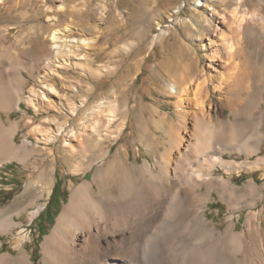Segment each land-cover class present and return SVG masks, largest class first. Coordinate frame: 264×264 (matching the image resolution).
<instances>
[{"label":"bare ground","instance_id":"1","mask_svg":"<svg viewBox=\"0 0 264 264\" xmlns=\"http://www.w3.org/2000/svg\"><path fill=\"white\" fill-rule=\"evenodd\" d=\"M65 6L62 3L60 8ZM242 6L239 0L231 10L224 9L218 14L211 10L205 16L206 31L197 35L200 40H207L198 48L208 51L204 53L208 59L204 67L200 68L201 56L192 54L190 47L191 53L186 52L191 54L189 60L179 56L177 73L169 75L165 89L176 97L174 118L151 106L152 123L162 136L168 135L164 141L160 135L152 138L156 146L163 145L160 153L152 155L153 147L147 146L152 161L148 158L141 163L131 161L124 144L109 157L111 143L121 137L135 109L128 99L124 105L117 100L116 103L111 92L112 100L99 102L90 109L88 116L92 122L86 125L82 122L83 141L75 143L78 148L74 144L67 147L76 157L74 171L87 174L93 170L92 179L71 185L68 201L41 243L38 264H264V205L256 209L260 201L264 202V183L253 177L238 185L231 175H225L242 170L264 171V86H261L264 85V21L255 12L242 10ZM48 15L53 29V6L49 7ZM71 29L68 25L52 30V47L59 64L82 67L89 58L83 50L93 47L96 39L84 34L73 36ZM6 56H12L10 51H0V171L15 160L34 162L40 152L28 137L18 142L22 124L10 117L11 111L19 109L21 103L39 110L38 101L52 108L53 96H58L57 102L64 108L71 104L67 96L60 97L56 85L46 83L43 77L41 89L31 88L27 96L26 81L20 72L23 64L11 57L16 69L7 73L3 64ZM210 85H214V92L225 95L230 119L215 115L217 108L207 101ZM142 97L137 101L135 125L140 142L145 143L146 137H150L147 136L149 123L145 120L149 106ZM241 100L247 101L244 103L247 108H243ZM86 101L79 102L85 105ZM28 123L35 122L28 118ZM44 129V124L38 123L31 131L38 135ZM41 137L46 142L53 138ZM226 152H238L244 159H228ZM185 154L188 156L184 157ZM197 160L199 163L194 164ZM219 169L223 170L222 174H217ZM38 179L48 189L55 182L54 175L47 176L44 171ZM213 192L231 210L225 217L224 228L208 217ZM40 196L29 203L33 208L31 219L41 206ZM29 206L16 213L0 209V235L13 234L20 228L17 252H0V264H35L33 255L22 243L26 235L16 219V215L30 210ZM245 207L249 211L243 228L237 229L236 212ZM157 240L153 252L147 251L146 245Z\"/></svg>","mask_w":264,"mask_h":264},{"label":"rangeland","instance_id":"2","mask_svg":"<svg viewBox=\"0 0 264 264\" xmlns=\"http://www.w3.org/2000/svg\"><path fill=\"white\" fill-rule=\"evenodd\" d=\"M204 1L205 4L202 5ZM238 1H0V51H10L11 57L18 59L21 65L23 64L20 72L26 81L25 94L29 96L31 88L41 89L40 84L43 77L45 81L47 80L46 83L56 85L61 92L60 97L67 96L71 103L68 108H64L58 104V96H53L52 100L55 106L52 108L39 101L37 102L39 110H34L26 103H21L19 109H15L10 113L12 119L20 120L22 124L17 136L18 142L28 137L34 141L40 152L34 162L32 160L26 162L15 160L0 171V209L6 208L7 213H16L20 209L29 206L32 198L42 195L38 198V205L41 206H39V211L35 217L33 216V219H31L32 206L28 207L30 210H24L16 215V219L22 224L23 233L26 235L22 243L33 255L32 259L35 264H38L42 256L41 243L44 237L51 231L63 205L69 199L71 185L75 186L84 180L92 179L93 170L88 171L87 174L74 171L76 157L70 153L67 147L75 146L78 148L79 142L83 141L84 137L81 133L83 126L92 122L88 116L90 109L99 102L111 99V95H109L111 92L113 93L112 99L119 101L122 105L128 99L131 106L135 105V109L132 110L121 137L111 143L109 157H112L115 151L124 144L128 149L131 161L141 163L146 158L152 161L151 154L156 155L164 149L162 144L156 146L152 142V138L160 135L161 140H165L168 135L162 136L161 132L152 123L154 113L151 106L158 107L162 113H167L171 118H174L176 97L166 93L165 89L169 75L177 73L175 67L178 66L179 56L187 61L191 56L189 53H197L198 56H201L200 68L204 67L208 63L204 53H208V51L198 48L207 40H200L197 35L204 34L206 31L205 16L209 15L211 10L217 14L224 9L231 10L237 5ZM62 3L66 4L64 8H60ZM242 5V10L247 9L245 11L250 14L255 12L261 22L264 21V0H242ZM52 6L53 29L50 26V18H48V9ZM210 6L213 8L209 9ZM68 25L72 28L71 33L73 36L80 37L84 34L86 37L96 39L93 47L83 50L89 58L84 61L85 65L82 67L73 63L69 66L59 64L54 47H52V40L50 39L52 30L54 32L56 28H64ZM154 38L155 42H153ZM188 47L191 48V52H189ZM11 57L8 56L7 58L6 56L5 59L3 58L7 73H11L16 69L11 63ZM61 58H64V56H61ZM49 67L50 69H48ZM68 81L72 83L68 84ZM10 84H12V80H10ZM68 85H72V88H69ZM79 85H83L82 89L78 88ZM213 86L210 85L211 88L209 87L210 99L207 98V101L212 102L217 108L216 116L221 119H230L232 116L229 108L225 105V95L214 92ZM252 86L250 85L251 89ZM141 96H143V103L149 106L145 111V120L147 124L149 123L150 130H148L147 136L150 137H146L149 140L145 139V143L140 142L135 125V115L138 111L137 101L140 100ZM80 99H86V104L81 105ZM241 101L243 102V100ZM244 103L247 104V101L244 100ZM246 104L243 108H247ZM70 111H73V113ZM28 118H32L35 123L29 124ZM52 118L53 120L48 121ZM88 120L89 122H87ZM38 123L44 124L45 129L35 135L31 130ZM42 134L53 138L51 141L46 142L41 137L45 136ZM71 135L72 137L74 135L73 140L70 139ZM194 141L195 139L192 138L191 142ZM71 144L74 145L71 146ZM147 146H150V149L153 147L151 154L147 152ZM186 156L188 154H185L184 157ZM225 157L228 159H244L238 152H234V154L226 152ZM197 163H199V160L194 164ZM41 171H44L47 176L54 175L55 177V182L49 189L45 186V182L38 179ZM263 172L262 169L242 170L240 173H225V175L227 177L231 175L234 182L243 185L245 181L253 177L257 182L264 183ZM222 173V169L217 170V174ZM172 180L176 181L175 178ZM57 181H60L61 188L67 196L60 207L59 204L54 205L53 212L59 210L53 222L48 224L45 218L40 216V213L48 204ZM9 182L11 183L8 184ZM34 183L35 187L33 186ZM262 205H264V202L260 201L256 209H259ZM230 211L227 204L221 201L216 192H213V202L210 203L208 217L214 219L213 221L218 223L219 227L224 228L225 217ZM248 211L249 208L245 207L236 212L237 229L243 228ZM43 227H46V233L39 236ZM19 229L16 228L13 234L0 235V242L2 243V245L0 244V252H17L16 240L19 237ZM158 240L149 242L146 245V250L153 252Z\"/></svg>","mask_w":264,"mask_h":264},{"label":"trees","instance_id":"3","mask_svg":"<svg viewBox=\"0 0 264 264\" xmlns=\"http://www.w3.org/2000/svg\"><path fill=\"white\" fill-rule=\"evenodd\" d=\"M10 183L11 182H9L8 184ZM66 196H67L66 193L61 188L60 181H57L48 204L46 205L43 212L40 213V216L44 217L48 224H51L53 222L54 217L56 216L59 210L58 209L57 211L53 212L54 205L59 204L60 207L61 203L66 199ZM45 233H46V227H43L40 230L39 236H43Z\"/></svg>","mask_w":264,"mask_h":264}]
</instances>
